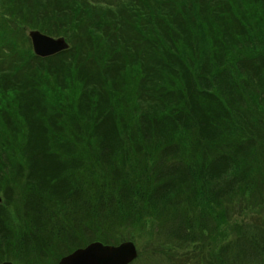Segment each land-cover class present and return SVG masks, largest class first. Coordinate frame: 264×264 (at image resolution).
<instances>
[{
  "label": "trees",
  "instance_id": "trees-1",
  "mask_svg": "<svg viewBox=\"0 0 264 264\" xmlns=\"http://www.w3.org/2000/svg\"><path fill=\"white\" fill-rule=\"evenodd\" d=\"M101 2L0 0V264L130 225L155 264H264V0ZM19 22L71 48L38 57Z\"/></svg>",
  "mask_w": 264,
  "mask_h": 264
},
{
  "label": "rangeland",
  "instance_id": "rangeland-1",
  "mask_svg": "<svg viewBox=\"0 0 264 264\" xmlns=\"http://www.w3.org/2000/svg\"><path fill=\"white\" fill-rule=\"evenodd\" d=\"M1 8H2V6L0 4V10H1ZM82 13H84L83 9H81L79 11L80 15ZM103 15H106V14H102V12H100V11H95L93 13L92 18L93 19H97L98 16H103ZM106 21H110L109 23H107V26H108V28L111 31H113V24H112L111 18L109 16H106ZM88 26H89V24H88ZM22 27H23V32L21 33V35L24 34L25 36H27L29 38L27 40H24V39L21 40L22 46L23 45H25V47H28L29 45L32 46V42H31V39L29 37V31L31 29H33V28L27 26L26 24H23ZM44 73L45 72H41L40 73V78L42 79V82L45 80ZM125 98H126L127 101H129L128 98H132V93L130 92L128 95L125 93ZM124 105H126L128 107V109L126 110L127 115L134 116V114L132 113L131 104H129V102H126V103H124ZM94 166L96 168H98V170H100L99 169V167H100L99 162L97 163V165H94ZM258 210H259V207L255 208V210L253 208H246V209H242L241 211H237V212L233 213L231 219H229V222H228L230 224L222 226V228H221L222 229V232H221V238L222 239L219 242V245L232 238L233 230H235L236 227H237L236 225L233 226V224L235 222H237L239 224H244V223L249 222L252 219V217H258V213H256V211H258ZM148 226L149 227H147L146 229L140 228L137 225H130V226H127L126 228L123 227L124 230L126 229V232L128 233V239H126L125 237L123 239L121 237H118V238L121 241L122 240H124V241L125 240H133V241L136 242L139 252H141V250H144L143 251L144 252L143 255L141 257H138L136 260H146L145 263L150 262L149 264H155V262H154L155 260H166V259H164L163 256H157L158 253L152 254L154 252V250L151 249V248L147 249L146 247H148V246H146V244L140 242V238L138 237L142 232L148 231V232L144 233L146 239H148L149 236H151L149 240L155 239V237H156V242H158L157 237L159 236V234H158L159 231H157V232L153 231L152 228L150 227V225H148ZM133 234H136L137 239H133ZM215 239H216V242H217V238L216 237H215ZM86 240H89V237H85L83 242L86 241ZM113 241H115V240H113ZM115 242L119 243L120 241H115ZM79 243H82V242H77L76 244L64 242L62 245H59L56 248L54 246H51L50 251L48 253L44 254L43 257L34 258V259H31V260H42L41 263H44L45 260H48L49 263H56L58 261V259L63 255V253H66L68 250H73L76 247V245L79 244ZM155 247H156V245H155ZM172 251H176L177 254L175 256H173V255L170 256L171 260H183V262L185 264H186V260H188V256L187 255L183 256L182 254L186 253V252H188L189 255L193 254L190 249L175 248ZM164 255H167L166 252L164 253ZM187 264H189V263H187Z\"/></svg>",
  "mask_w": 264,
  "mask_h": 264
},
{
  "label": "water",
  "instance_id": "water-1",
  "mask_svg": "<svg viewBox=\"0 0 264 264\" xmlns=\"http://www.w3.org/2000/svg\"><path fill=\"white\" fill-rule=\"evenodd\" d=\"M30 35L35 52L42 56L51 55L68 47L63 38L54 39L37 30L31 31ZM136 256V247L131 241L118 246L93 242L86 248L77 249L69 256L64 257L60 264H127ZM3 264L15 263L5 261Z\"/></svg>",
  "mask_w": 264,
  "mask_h": 264
}]
</instances>
